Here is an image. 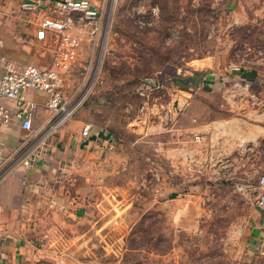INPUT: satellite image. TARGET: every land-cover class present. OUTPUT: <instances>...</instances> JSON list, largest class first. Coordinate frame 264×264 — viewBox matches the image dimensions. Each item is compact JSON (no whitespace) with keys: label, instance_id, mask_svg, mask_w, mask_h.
Listing matches in <instances>:
<instances>
[{"label":"rangeland","instance_id":"1","mask_svg":"<svg viewBox=\"0 0 264 264\" xmlns=\"http://www.w3.org/2000/svg\"><path fill=\"white\" fill-rule=\"evenodd\" d=\"M90 1L103 4L102 28L82 42L64 75L65 96L81 100L65 124L91 126L92 135L106 129L115 144L99 157L103 167L93 148L84 149L88 181L80 187L67 189L66 162L57 159L61 188L51 182L49 193L61 216L31 223L22 264H264L250 216L264 175V137L213 168L201 153L178 159L174 151L211 120L264 128V0ZM78 24L74 18L76 35ZM51 38V46L40 41L11 53L48 67ZM244 71L254 72L251 82L240 78ZM175 102L186 116L161 120L176 112Z\"/></svg>","mask_w":264,"mask_h":264},{"label":"crops","instance_id":"2","mask_svg":"<svg viewBox=\"0 0 264 264\" xmlns=\"http://www.w3.org/2000/svg\"><path fill=\"white\" fill-rule=\"evenodd\" d=\"M23 1L25 0H0V74L4 71L5 61L13 63L18 68L29 65L23 64L24 61L20 62V57L11 52L20 50L27 52L32 43L42 41L36 38V32L39 30L44 16L51 14L52 12L49 11L60 0H46L49 4L47 3L46 8L40 11L22 9L20 4ZM48 9L49 11H47ZM239 13L244 18V14L241 11ZM12 23H14L15 28H13ZM77 26L79 27L81 24ZM72 27L68 29L70 34L79 37L81 44L88 38L94 41L89 26H81L83 33L77 35L72 32L74 28ZM20 32L21 34H19ZM10 33L14 36L12 37ZM42 42L49 44L46 40ZM50 43L51 46L52 42ZM6 55H9V58H6ZM39 68L51 69L52 57L50 66ZM239 76L246 83L251 82L255 77L253 71L241 72ZM206 83L210 86L214 85L215 79H207ZM25 98L34 104L29 115L32 124L31 131L22 130L17 121H13L10 126L0 130V174L3 173L0 178V264H22V254L26 250L28 239L33 236V231L30 229L31 223L37 224L45 219L53 221L61 216L58 204L53 202L55 196L49 193L52 187L51 182H54L53 187L55 189L61 188V181L54 174L57 168L61 169L57 165V159L61 158L66 162L63 166V180L69 179L68 185L70 186L67 189H71V186L76 183L80 187L87 185L88 181L87 163L85 162L87 152L84 149L93 148L92 154L96 156L95 162L103 167V160L99 157L103 156L108 149H112L115 144V139L113 142L109 141L100 133L92 135L91 132L89 138H83L81 131H77L72 125H67L65 122L55 131L57 135L52 137L47 150L43 148L31 155L29 167L15 164L14 161L24 146L30 145L38 138L36 133L43 129L44 123L49 117V112L44 107L46 96L43 93L28 91L25 93ZM7 104L14 109L13 102ZM174 106L175 113H170L168 109L169 113L166 112L165 117L160 115L159 118L166 120L173 118L172 116H175L176 119L186 116L187 107H183L181 102H175ZM190 119L195 121L194 117H190ZM245 121L240 118L237 120L230 119L223 121L221 125L219 122L211 120L206 125L195 126L191 129L192 136L182 139L180 145L174 149L176 157L178 159H192L201 153L208 158L210 157L208 166L213 168L212 163L215 160L218 161L236 150L249 151L250 146L264 137V128L254 124L247 126ZM196 136L199 137L198 141L195 140ZM76 162L80 163L78 169L75 166ZM51 167L55 169L54 172ZM256 168L254 167L253 172H256ZM51 197L52 200L49 201ZM82 212L84 213V210L78 209L76 215H80ZM250 216L253 218L252 223L254 222L252 229L255 231L253 233L257 234L254 239L259 241V244L256 243L257 246H253L264 253V210L258 207L250 208Z\"/></svg>","mask_w":264,"mask_h":264},{"label":"built area","instance_id":"3","mask_svg":"<svg viewBox=\"0 0 264 264\" xmlns=\"http://www.w3.org/2000/svg\"><path fill=\"white\" fill-rule=\"evenodd\" d=\"M47 3L46 0H25L20 4V7L28 11H40L46 8V5L49 4ZM102 9L103 4L96 6L89 0H60L52 9V13L44 16L39 30L36 32V38L43 41L47 40L48 36L54 37L51 69H42L31 65L18 68L11 62H4V71L0 74V130L10 126L13 121H17L22 130L31 131L32 124L29 115L34 104L25 98V93L28 91L43 93L46 96L44 107L49 112L43 129L36 133L38 138L30 145L24 146L15 159V164L29 167L31 155L43 149L44 142L49 135L72 119L81 104V100L66 97L63 93L64 75L70 73L71 67L76 64L78 48L81 45V39L70 34L68 29L74 25V18H76L85 26L90 27V33L95 40L102 28ZM95 77H97L96 74ZM139 95L144 96L145 93L139 92ZM8 102L14 103V109L7 104ZM144 109L145 105L141 107L140 111ZM98 133L109 141L113 142L115 139L113 134L106 129H95L94 134ZM90 134L91 126L82 128L81 136L83 138H89ZM195 140L198 141L199 137L196 136ZM256 190V205L264 210V175L257 180Z\"/></svg>","mask_w":264,"mask_h":264},{"label":"water","instance_id":"4","mask_svg":"<svg viewBox=\"0 0 264 264\" xmlns=\"http://www.w3.org/2000/svg\"><path fill=\"white\" fill-rule=\"evenodd\" d=\"M146 84L156 87L155 82L152 80H146Z\"/></svg>","mask_w":264,"mask_h":264},{"label":"trees","instance_id":"5","mask_svg":"<svg viewBox=\"0 0 264 264\" xmlns=\"http://www.w3.org/2000/svg\"><path fill=\"white\" fill-rule=\"evenodd\" d=\"M191 81H192V79H190ZM175 81H177V80H175ZM182 82V81H181Z\"/></svg>","mask_w":264,"mask_h":264}]
</instances>
